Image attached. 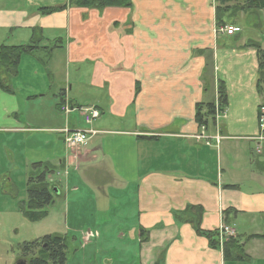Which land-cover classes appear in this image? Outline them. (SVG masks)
Returning a JSON list of instances; mask_svg holds the SVG:
<instances>
[{"label": "crops", "instance_id": "obj_1", "mask_svg": "<svg viewBox=\"0 0 264 264\" xmlns=\"http://www.w3.org/2000/svg\"><path fill=\"white\" fill-rule=\"evenodd\" d=\"M43 1L37 8L68 7L49 16L0 8V43L7 42L0 45H32L34 29L41 41L39 50L23 56L12 82L15 93L0 89V166L13 157L10 139L15 147L28 136L41 151L35 164L51 163L63 172L84 168L107 216L94 232L124 222L135 233V249H126L135 250V258L127 264H264V142L258 140L263 100L258 55L249 47L255 41L264 49V35H255L264 11L225 18L237 29L229 36L220 33L216 0H133L131 9L103 11L71 7L69 0ZM220 82L229 103L216 126L207 128L211 139L223 138L210 148L194 139L200 132L195 119L198 105L216 101ZM27 105L43 108L44 118L27 120ZM61 105L75 111L67 116ZM87 108L101 117L82 154L60 149L61 143L46 154L43 147L52 145L54 135L64 142L62 130H88L76 117L84 118ZM105 189L109 195L101 201ZM111 190L134 201H115ZM71 191L81 192L77 186ZM67 196L61 188L55 198ZM189 207L202 209L205 233L231 225L248 260L226 261L191 224L178 221ZM79 233V250L92 245Z\"/></svg>", "mask_w": 264, "mask_h": 264}, {"label": "rangeland", "instance_id": "obj_2", "mask_svg": "<svg viewBox=\"0 0 264 264\" xmlns=\"http://www.w3.org/2000/svg\"><path fill=\"white\" fill-rule=\"evenodd\" d=\"M39 2H41V0H0V8H26L27 11L33 12L39 10L37 7L44 6ZM43 2L52 3V0H44ZM243 3L244 2H242V4ZM258 23L259 27L255 35L261 37L264 35V24L261 22ZM228 27L236 29L234 26ZM0 44H7V42H2ZM30 65L31 63L29 61L26 62V66ZM24 86L25 84L22 85V88H24ZM210 93L207 101L214 102V93L213 91ZM215 102H217V98ZM46 108H48V106H46ZM41 111L43 112V108L40 106H28L24 109L23 114H26V119L29 117L33 120L35 117L37 120H41L44 118L40 113ZM27 112H30L28 116ZM82 115L85 117L86 113ZM76 117L83 128L87 127V129H90L97 124V122H95L92 127H88L85 124V119L82 117L80 118L78 112ZM55 137L56 135H54L53 143L50 147H43V150L46 149V154H49L50 150L53 153L58 143H61L60 149L71 153L66 149L65 143L60 142L59 139ZM27 138L28 136H25L15 141V147H11L12 139H10L9 149L13 157L11 160H8V164L0 166V174L3 175V178H0V264H18L23 255L22 248L25 243H34L38 241L39 245L36 246L37 249L33 250L38 252L39 246L43 243L42 240L56 234L68 235L69 238H71L69 243L72 247L69 245V261L67 264H127L129 258H135V250L129 254L126 251L128 247H133L135 249L136 244L134 243V238H132L135 233L128 231L131 225L128 226V224L124 222L119 223V226L104 225L99 227L98 234L94 232V228H97L95 225L98 223L105 224L106 221L104 218L107 216L101 215V213H103L101 209H104V203L102 202L101 204L96 202L98 200L97 195L90 189L95 183L86 179L84 168L80 169L79 172L75 171L73 168L65 172H63L64 169L59 171L56 170L53 173L48 172L47 179L50 189L52 190L53 187H57L58 190L64 188V191L68 195L67 200L56 199L55 202L57 206L53 205L48 208V217L40 223H31L22 216L19 210V203L27 198V183L32 172V166L35 164L33 160L37 158L36 155L40 156L41 153V151L37 149L38 144L35 145ZM87 146L74 148L73 151L76 155H79V153L82 154ZM4 160L6 161L5 158ZM71 172L73 174L72 179L67 177ZM76 186L80 188V193L73 194L72 191L68 193V188L72 190V188ZM112 191L113 190L110 191L111 197H113L115 201L121 203L134 201L133 199L129 200L130 194L124 193L123 190L117 193H112ZM102 193L100 200L104 201V197L108 196L109 192L105 189ZM14 195L18 197L15 198ZM131 196L133 197L134 195ZM108 203L105 204L109 208L111 205ZM59 204L60 206H58ZM82 231L86 233V243L91 240L92 245L79 250L81 243V233L79 232ZM89 232L94 237H99L101 234V239L98 240L96 238L97 240L94 241L93 237L88 236L87 233ZM120 234H122V237H120ZM75 237H78L75 239L76 241L78 240L77 242L73 239ZM236 239V236H231L228 238L227 243ZM76 251L78 252L75 253ZM118 253H121V255L114 256V254ZM131 255H133V257Z\"/></svg>", "mask_w": 264, "mask_h": 264}, {"label": "trees", "instance_id": "obj_3", "mask_svg": "<svg viewBox=\"0 0 264 264\" xmlns=\"http://www.w3.org/2000/svg\"><path fill=\"white\" fill-rule=\"evenodd\" d=\"M71 7L88 10L103 11L108 8L131 9L133 0H69ZM216 10L218 24L220 27H226L229 22L224 21L225 18L233 19L234 16L240 13L264 11V0H247L245 3H240V0H216ZM67 5H61L56 8L46 7L39 9L43 16H49L59 12ZM234 20V19H233ZM233 21L232 23H236ZM40 29H34V43L27 46H10L0 45V89L5 93L13 95L15 90L12 82L18 77L20 65L24 55L33 54L40 49L41 41L37 42V36ZM40 38H42L40 36ZM250 48L256 50L259 62V79L257 89L262 97L263 103L260 107H264V49L258 42H251ZM218 106L216 102L198 105L196 123L199 127L216 126L217 111L223 113L228 107L229 95L225 82H220L218 85ZM58 167L51 163H36L32 166L29 181L27 183V198L19 203V210L22 216L31 223H40L44 221L48 215V208L55 205V195L58 192L57 187L50 189L47 179L48 172H55ZM52 188V187H51ZM232 188V187H231ZM15 198L18 196L14 195ZM231 211L226 213L229 215ZM228 218V217H227ZM226 218V220H227ZM178 221L191 224L199 236L205 237L210 241V246L214 250H221L218 240V232L205 233L202 230L203 211L199 207H189L183 214L177 215ZM227 224V223H226ZM229 225V224H228ZM43 243L39 246L38 252L36 246L38 241L34 243H25L22 248L23 255L20 259L29 264H67L69 242L68 237L61 234L46 237L42 240ZM244 247L236 240L226 243L224 250L226 261L243 262L248 260ZM33 251V252H32ZM159 264V263H157Z\"/></svg>", "mask_w": 264, "mask_h": 264}, {"label": "built area", "instance_id": "obj_4", "mask_svg": "<svg viewBox=\"0 0 264 264\" xmlns=\"http://www.w3.org/2000/svg\"><path fill=\"white\" fill-rule=\"evenodd\" d=\"M221 34H226L229 36H233L237 34V30L233 27H223L220 30ZM218 106V103H217ZM73 111L70 109L69 105H63L61 106V112L64 113L65 115H70ZM83 111V113H86V116L84 117L85 119V124L88 127H92L93 122L98 120L101 117V113L95 109V108H87ZM223 113L217 112V119L219 120ZM259 123H260V136L258 140L260 142H264V107H262L261 110V115L259 116ZM60 134L64 138V143L68 150L70 152H74L73 149L77 147H85L89 144L90 140L98 134L97 131L95 130H71V129H65L60 132ZM194 139L198 143H203L207 147H213L214 145L219 147L223 141V138L221 134H219L217 137L211 139L207 135V127L202 126L200 127V132L198 135L194 137ZM215 142V144H214ZM231 236H236V232L233 229L231 225H228L226 223H223L220 225L218 229V240H219V245L221 250H224V247L226 243L228 242V238Z\"/></svg>", "mask_w": 264, "mask_h": 264}, {"label": "water", "instance_id": "obj_5", "mask_svg": "<svg viewBox=\"0 0 264 264\" xmlns=\"http://www.w3.org/2000/svg\"><path fill=\"white\" fill-rule=\"evenodd\" d=\"M18 264H29V263L24 261V260H21V261L18 262Z\"/></svg>", "mask_w": 264, "mask_h": 264}, {"label": "bare ground", "instance_id": "obj_6", "mask_svg": "<svg viewBox=\"0 0 264 264\" xmlns=\"http://www.w3.org/2000/svg\"><path fill=\"white\" fill-rule=\"evenodd\" d=\"M94 123V122H93Z\"/></svg>", "mask_w": 264, "mask_h": 264}]
</instances>
